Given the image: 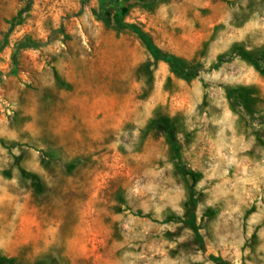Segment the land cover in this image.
<instances>
[{"label": "rangeland", "instance_id": "obj_1", "mask_svg": "<svg viewBox=\"0 0 264 264\" xmlns=\"http://www.w3.org/2000/svg\"><path fill=\"white\" fill-rule=\"evenodd\" d=\"M106 1L0 0V257L264 264V0Z\"/></svg>", "mask_w": 264, "mask_h": 264}, {"label": "trees", "instance_id": "obj_2", "mask_svg": "<svg viewBox=\"0 0 264 264\" xmlns=\"http://www.w3.org/2000/svg\"><path fill=\"white\" fill-rule=\"evenodd\" d=\"M105 2V1H104ZM107 3H119L120 0H109L106 1ZM107 3H104L101 7V11L99 14H97L98 18H103L104 17V10H105V6L107 5ZM29 7H25L24 9H22L20 11V18L22 17V15L28 11ZM21 20V19H20ZM21 21H19L17 24H20ZM115 23L118 27L122 28V29H127L133 33H135L140 39L141 41L146 45L147 49L151 52V54L153 56H155L157 59L160 60H164L165 62L169 63V65L172 67L173 70H175L176 72L183 74V75H188L189 73L186 72L183 68V65L181 63V61L176 58L174 55L171 54H166L165 52H163L159 47H157L149 38V36L139 27L126 23L122 20L121 17V13L120 10L118 12L117 18L115 19ZM23 46H33V45H23ZM243 57L245 59L248 60H252L251 57L249 56V54L247 53H243ZM154 128L155 129H164L168 132V134L171 137V141L173 144H175V139L173 137V131L170 127V123L169 121L165 120V121H161V122H156L154 123ZM191 178H192V184L191 187L193 188L194 185V175L190 174ZM0 263H5V264H17L16 260L13 258H7V257H0ZM221 264H225V263H221Z\"/></svg>", "mask_w": 264, "mask_h": 264}]
</instances>
